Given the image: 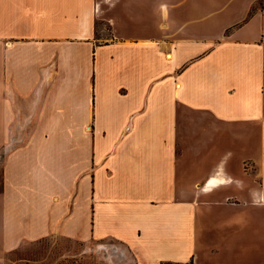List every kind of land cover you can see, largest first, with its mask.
Returning a JSON list of instances; mask_svg holds the SVG:
<instances>
[{"label":"crops","instance_id":"0c3cea01","mask_svg":"<svg viewBox=\"0 0 264 264\" xmlns=\"http://www.w3.org/2000/svg\"><path fill=\"white\" fill-rule=\"evenodd\" d=\"M8 145L0 258L264 264V0H0Z\"/></svg>","mask_w":264,"mask_h":264},{"label":"rangeland","instance_id":"374dc122","mask_svg":"<svg viewBox=\"0 0 264 264\" xmlns=\"http://www.w3.org/2000/svg\"><path fill=\"white\" fill-rule=\"evenodd\" d=\"M6 148L0 152V191L9 145ZM82 240L52 235L5 254L0 264H134L133 253L122 243L112 239Z\"/></svg>","mask_w":264,"mask_h":264},{"label":"trees","instance_id":"16d2710c","mask_svg":"<svg viewBox=\"0 0 264 264\" xmlns=\"http://www.w3.org/2000/svg\"><path fill=\"white\" fill-rule=\"evenodd\" d=\"M3 191V189H1V191L0 192H2Z\"/></svg>","mask_w":264,"mask_h":264},{"label":"bare ground","instance_id":"6f19581e","mask_svg":"<svg viewBox=\"0 0 264 264\" xmlns=\"http://www.w3.org/2000/svg\"><path fill=\"white\" fill-rule=\"evenodd\" d=\"M168 58H170V56H168Z\"/></svg>","mask_w":264,"mask_h":264}]
</instances>
